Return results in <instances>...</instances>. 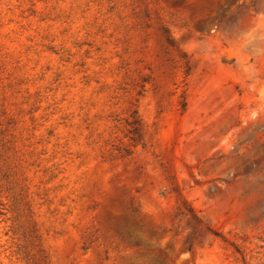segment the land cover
Returning <instances> with one entry per match:
<instances>
[{
	"label": "rangeland",
	"instance_id": "374dc122",
	"mask_svg": "<svg viewBox=\"0 0 264 264\" xmlns=\"http://www.w3.org/2000/svg\"><path fill=\"white\" fill-rule=\"evenodd\" d=\"M0 264H264V0H0Z\"/></svg>",
	"mask_w": 264,
	"mask_h": 264
}]
</instances>
